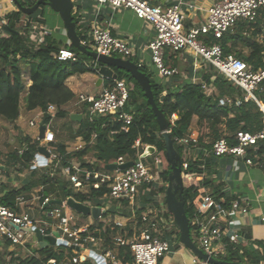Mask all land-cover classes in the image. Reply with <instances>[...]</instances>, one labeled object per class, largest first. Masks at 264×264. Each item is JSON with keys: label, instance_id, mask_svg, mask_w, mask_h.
<instances>
[{"label": "trees", "instance_id": "1", "mask_svg": "<svg viewBox=\"0 0 264 264\" xmlns=\"http://www.w3.org/2000/svg\"><path fill=\"white\" fill-rule=\"evenodd\" d=\"M24 6L31 7L34 2H25L19 0ZM41 8L33 15L28 16L30 23L22 25L21 21L24 14L21 11H15L7 15L8 23L4 26L7 37L0 38V120L5 119L10 122L16 121L20 117L21 102L27 111L37 109L45 113L43 124L46 126L51 121V115L48 114L50 106L58 109L57 117H66V112L62 107L74 99L75 94L66 85V81L75 75L86 73L97 74L99 63L93 58L82 54L71 43L67 44L66 40L53 33H46L44 42L37 45L29 35L30 24L38 22L46 24L45 9ZM76 23L77 34L81 40L83 35L80 29V19L77 15H73ZM264 24V12L258 19L256 24H240L233 31L224 35L219 41L224 49L225 54H234L236 57L243 59L253 70L264 68V41L262 43L256 41L261 33V27ZM210 41H215L210 38ZM88 49H91L87 46ZM61 49L70 50L78 56L76 61H61L55 55ZM249 50V55H245L242 51ZM177 53L167 50L165 54V64L168 66L167 59H173ZM30 68L31 85L28 86L23 77V68ZM170 67V66H168ZM171 66L170 68H172ZM211 68H213L211 66ZM140 71L146 73L151 79L152 91L157 106L164 112L170 122L172 116L177 115L178 120L171 123V134L174 139L183 138L187 135L194 117L198 118L200 127L199 141L203 148H211L210 142H214L220 138H226L230 143H235L234 135L238 131L260 132L264 130V113L260 106L253 100H246L245 93L223 75L215 72L216 79L213 82L215 92L207 94L202 84L186 83L178 90L165 89L163 84L153 79L151 74L139 67ZM118 75L117 80L107 79L104 86H110L117 81L124 80L127 85L132 84L130 89L129 101L125 107V111L133 115V122L128 130L123 129V123L113 119L112 116L97 117L91 122L83 124L85 147L77 152L68 154L65 146H58L57 152L62 157V164L69 165V159H83L86 155L92 154L94 161L92 163H83L82 166L92 171H101L105 169L107 164L115 163L120 157L127 160L136 159L137 147L136 142L140 140L141 145L154 146L157 152L152 156L156 159V154L163 153L165 155V142L159 131L156 116L148 104L140 85L127 72L115 68ZM209 74L205 77L207 83H211ZM166 92L164 95L163 93ZM25 94L24 97L22 95ZM259 102L264 108V82L260 89L256 92ZM225 100L222 105L221 101ZM95 135L93 142L92 136ZM39 147L38 142L28 144L27 149L20 156L15 154V159L20 162L23 168H31L32 161L35 158ZM177 151L183 154V147L175 143ZM257 154L259 162H264V142L258 148ZM210 168L209 161L205 170L198 169L191 164L190 172H197L199 176H203ZM171 167L164 170L160 174L164 186L158 187L157 184H146L144 188L152 189L154 186L158 189L156 195H165L169 182V173ZM90 194H72L68 183L58 174L55 176L44 175L42 184L50 186L51 190L61 189L64 196L73 195L74 199L87 206L100 205L99 200L105 194L109 193L106 185L98 188L93 186L95 180H92ZM210 181L205 178L200 186L186 187L184 191L185 209L190 221L194 219L195 210L193 201L198 194L201 186H208ZM32 185L25 186L21 189L7 190L2 196L0 195V203L10 208H16V200L19 196L27 194ZM156 189V190H157ZM48 190V189H47ZM46 190V192H48ZM47 193H45L46 195ZM216 195V193H214ZM218 196V195H217ZM149 201H152L151 198ZM155 206L163 209L166 208L165 200H158ZM141 212V211H140ZM166 217L172 214L166 210ZM141 213L139 214V217ZM140 220V219H139ZM141 221L137 227H141ZM102 235L106 238L105 246L114 250L117 249L119 259L125 264H131L133 257L129 247H118L113 244V237L116 234L123 236H132L133 229L127 226L121 229L118 226L99 224ZM178 233L179 230L175 225L172 226ZM94 227L89 230L93 232ZM247 241L244 244H233L228 250L227 256L224 258L227 262H239L250 264H264V241H251V235L244 231ZM172 231L163 233V239H167L172 235ZM191 237L195 244H198L199 232L195 226H191ZM9 246L12 243L6 240ZM20 248V246H18ZM29 252L21 253V250L6 252L0 254V264H49L50 260H56L58 264H64L73 261L76 255L73 249L68 246H59L57 248L49 246L41 248L27 245ZM9 257V259H8ZM80 264H89L85 261Z\"/></svg>", "mask_w": 264, "mask_h": 264}, {"label": "built area", "instance_id": "2", "mask_svg": "<svg viewBox=\"0 0 264 264\" xmlns=\"http://www.w3.org/2000/svg\"><path fill=\"white\" fill-rule=\"evenodd\" d=\"M34 2L35 0H28ZM99 6H108L112 12L120 9H129L135 16L151 24L156 35L149 43L152 63L161 78H169L177 74L176 69L165 64L167 50L176 53L190 51L194 57L210 66L223 75L233 85L245 93L246 100L255 101L264 113L256 92L264 82V68L253 70L243 59L234 54H225L219 42L224 35L233 31L240 24H256L264 12V0H217L208 10L206 21L198 27L186 30L185 16L179 7H162L154 4V0H95ZM7 25V24H5ZM46 33H51L45 25H31L29 34L35 38L37 45L42 44ZM4 27L0 26V38L7 37ZM84 38L81 44L89 46L92 50L105 56H115L123 59H131L134 52L128 41L114 37L109 30L94 23L89 29L84 30ZM213 38L215 41H210ZM61 61H76V53L61 49L55 55ZM130 87L127 83L117 81L113 85L105 86L97 96L80 95L76 106H85L87 115L91 121L97 117L112 116L118 122L123 123V129L133 122V115L125 111L129 101ZM225 100L221 101L223 105ZM55 106H50L49 111ZM35 124L31 122V126ZM47 143H53V133L45 132L42 139ZM235 143H230L226 138H220L210 142L211 148H203L200 145L199 136H185L176 138L175 143L183 147L182 177L186 187L196 185L199 180L197 172H190L191 164L200 170L207 167L208 158L234 157L242 159L249 166L259 158L257 151L264 142V130L260 132L238 131L234 135ZM138 149L136 159L127 160L120 157L115 164H123L133 161L134 165L125 170L97 172L87 168L68 167L66 173L70 181L76 187L92 185L98 188L106 185L109 189V197L117 201L134 202L139 189L150 183H157L160 179L161 160L155 159L154 167L147 165L142 158L140 140L136 142ZM196 151L197 154L193 155ZM200 152V154H199ZM34 168L48 166V160L42 155H37ZM24 198L17 199V207L24 204ZM49 199L43 205L49 203ZM195 210L191 226H195L199 232L198 246L210 257L225 261L228 250L233 244H244L247 236L244 230L237 225L238 216L249 213V203L241 198H226L217 196L204 189L198 191L193 201ZM71 210L66 201L49 212L51 223L36 221L25 212L17 211L0 203V237L10 241L13 245L25 246L30 234L41 231L43 236H55L57 241L66 242L73 251L79 252L87 245L96 242V238L87 229L76 228L74 217L68 213ZM167 207L160 214L146 212L136 221H141L142 232L139 238L116 237L113 242L118 247H129L133 264H160V260L171 251V244L163 239V233L170 231L174 225L173 217L164 214ZM140 219V220H139ZM43 226H42V225ZM119 225V224H118ZM34 247H39L37 240ZM64 246V245H57ZM102 264H122L118 255L108 250L100 257ZM80 259L75 257L73 261L64 264H79ZM49 264H58L56 260H50Z\"/></svg>", "mask_w": 264, "mask_h": 264}, {"label": "crops", "instance_id": "3", "mask_svg": "<svg viewBox=\"0 0 264 264\" xmlns=\"http://www.w3.org/2000/svg\"><path fill=\"white\" fill-rule=\"evenodd\" d=\"M30 2L28 0H23ZM74 10L73 15H77L80 19V29L82 35L84 30L89 29L94 23L99 24L103 28L110 31V33L117 38L126 40L129 42L134 55L130 60L135 62L139 67L144 68L148 74H151L153 79L163 84L164 88L170 90H178L186 83L202 84L207 94L215 92L213 82L216 79L215 69L210 65L196 59L190 51H184L177 53L173 59H167L168 66H173L176 69L177 74L169 78H161L158 76L157 71L152 63L151 53L148 49L149 43L156 35L154 27L148 22L141 20L135 16V14L129 9H120L116 12H112L108 6H99L95 0H73ZM217 0H154V4L161 5L162 7L177 6L185 16V28L190 30L203 24L208 16V10ZM18 11V8L12 0H0V26L4 27L8 23L7 15ZM45 18L50 17L51 24L46 20V24H40L38 22L32 23L33 25H45L50 29V32L58 36L63 37L66 43H71L67 37L66 28L59 16V14L53 12L49 7L45 9ZM22 25L30 23L28 15H24L21 21ZM30 24V26L32 25ZM31 39L35 42V38L29 34ZM83 39L84 36H83ZM99 69V68H98ZM114 72L115 68H113ZM209 74H213L211 77V83L205 81V77ZM100 75L94 73H86L82 75H75L70 77L66 81V85L75 94L74 99L62 107V110L66 112V117H57L58 109L49 111L51 115V121L48 125L43 124L45 113L40 110L27 111L25 105L21 104L20 117L10 122L5 119L0 120V162L4 164L0 165V170L5 174L8 173L9 177L0 176V195L2 196L7 190L21 189L25 186L32 185V189L24 195L19 197L24 198V204L21 207H17L16 210L20 212L28 213L32 219L36 221H43L51 223L54 220L45 213H48L59 206L51 204L52 201L65 202L69 198H73V195L66 197L61 189L52 191L50 186H44L43 176L59 175L65 180L72 194H90L91 185H83L82 187H76L71 181L69 175L66 173L68 167H80L83 163H92L94 157L92 154L86 155L83 159L71 158L69 159V165L62 168V157L57 152L58 146H65L68 154H72L83 149L86 145L83 136V124L91 122L87 115L85 106H76L77 99L80 95L97 96L103 89L105 80L102 83H98ZM27 85H31L30 75ZM132 89V85H128ZM164 95L166 92L163 93ZM32 114H36L32 116ZM81 116V120L73 119V116ZM174 116L177 119H174ZM172 124L178 120V116L175 114L172 116ZM31 122L35 125L31 126ZM26 124L30 127H37L40 124V128L36 136H32L25 129ZM41 128H45V132L53 133L55 140L53 143H47L40 138ZM199 124L198 118L194 117L192 125L186 136H199ZM96 136H92L93 142ZM34 142L39 143L40 146L47 148L49 157L44 156L48 160V166L34 168H23L18 160L15 159V154L22 155L27 149L28 144ZM145 149L147 145H145ZM142 150V154L144 150ZM197 152L194 151L193 155ZM200 154V152H199ZM38 150L35 154V158L32 161L34 164L37 159ZM152 157V156H150ZM149 158V157H148ZM234 158V157H230ZM147 159V158H146ZM219 158H208L207 162L210 163V168L203 176L199 177L196 181V185L200 186L202 181L207 178L210 181L208 186H201L200 189H204L211 193H216L218 196H224L226 198H241L243 201L249 203V213L245 216H238L237 225L247 231L251 235V241H264V162H259V158L254 159L253 165L249 166L242 159L234 158L232 165H223ZM14 165V172L7 170L6 164ZM242 163V166H240ZM244 165V166H243ZM58 167L59 172H58ZM88 169V168H87ZM107 171V169L101 170V172ZM109 171V170H108ZM19 180V181H18ZM96 188V187H95ZM48 189V190H47ZM142 186L136 196L135 201H117L109 197V194H105L99 200L100 205H93L101 208V216L98 219H94L92 216H84L73 210H69L68 213L74 217V225L76 228L87 229L88 232L96 238V242L87 245L83 250L74 252L76 257L80 259V263L88 261L89 264H102L100 257L108 250H112L105 246L106 238L102 235H95L101 233L99 224L104 225H116L121 229H126L130 226L133 229L132 236L127 237L121 234H116L112 240L118 236L126 238H139L142 232V228L137 227V220L139 214L146 212H152L154 214L162 211V205L160 207L155 206L153 191ZM46 190L48 192H46ZM45 193H47L45 195ZM159 196V195H158ZM18 197V198H19ZM17 198V199H18ZM151 198L152 201H149ZM49 199V203L46 205L44 201ZM17 202V200H16ZM141 211V212H140ZM119 224V225H118ZM42 225V224H41ZM43 226V225H42ZM90 227H94L93 232L89 230ZM172 235L167 238L171 244V251L166 254L161 260L160 264H210L200 259L192 250L181 244L177 231L173 228L170 229ZM37 240V234H30L28 236V242L24 248V253L29 252L28 244L33 245ZM194 242V241H193ZM195 243V242H194ZM114 244V242H113ZM198 246V244H197ZM59 247V246H52ZM199 247V246H198ZM35 248V247H34ZM17 245L9 246L6 240L0 237V254L10 253L18 250ZM114 251V250H112ZM117 254V249L114 251ZM70 262V261H69ZM122 262V261H121ZM122 264H125L122 262ZM133 264V262L131 263Z\"/></svg>", "mask_w": 264, "mask_h": 264}, {"label": "water", "instance_id": "4", "mask_svg": "<svg viewBox=\"0 0 264 264\" xmlns=\"http://www.w3.org/2000/svg\"><path fill=\"white\" fill-rule=\"evenodd\" d=\"M19 11L25 15H33L41 6L49 7L53 12L59 14L67 31V37L71 44L75 46L82 54H85L99 63L98 74L100 75L99 84L105 79L117 80L118 75L114 72L113 68L129 73L135 81L140 85L147 99L148 104L151 106L159 126V131L165 142V156L171 167L169 173V182L165 193V204L167 210L172 214L174 225L180 233L179 240L182 245L192 250L200 259L210 264H250L239 262H227L216 260L209 255L205 254L194 242L191 237V222L188 218L185 209L184 191L185 184L182 177V156L175 147V139L171 134V122L168 120L164 112L157 106L151 85L150 77L140 71L139 66L130 59H123L115 56H105L95 50L88 49L81 44V39L77 34L76 23L73 20L74 1L73 0H37L31 6H24L19 0H12ZM73 119L80 121L81 116H73ZM45 136V128H41L40 138ZM157 152L156 147L147 146L142 154V158L146 159L153 156ZM38 154L49 157V152L46 147H38ZM134 165L133 161L125 162L123 164H107L105 169L109 171L125 170ZM62 201H52L51 204L61 205ZM68 207L84 216H92L98 219L101 216V208L97 206H87L73 198L66 201ZM37 239L40 247H49L64 245L69 246L66 242L57 241L55 236H43L41 231H37ZM79 250V248H75Z\"/></svg>", "mask_w": 264, "mask_h": 264}, {"label": "rangeland", "instance_id": "5", "mask_svg": "<svg viewBox=\"0 0 264 264\" xmlns=\"http://www.w3.org/2000/svg\"><path fill=\"white\" fill-rule=\"evenodd\" d=\"M25 15V14H24ZM46 20L48 21V23H52L51 22V20H50V17H46ZM256 41H258V42H260V43H262L263 41H264V24H262V27H261V33H260V35L256 38ZM245 55H249V53H250V51L249 50H243L242 51ZM29 74H30V68L28 67V66H24V68H23V77H24V80H25V82H26V84H27V82H28V78H29ZM132 85V84H131ZM132 88H133V85H132ZM25 96V94H23L22 95V97H24ZM23 103H24V101L22 100V102H21V104L23 105ZM36 114H32V116H35ZM173 119V118H172ZM39 128H40V124H39V126H37V127H30L28 124H26V126H25V129H27L28 130V133L30 134V135H32V136H36L37 135V133H38V130H39ZM199 133H200V130H199ZM183 156H184V152H183V154H182ZM156 158H158L159 160H161V171L163 172L164 170H166V169H168V165H169V163H168V161H167V159H166V156L163 154V153H158V154H156ZM218 161H220L224 166L225 165H232L233 164V161H234V158H230V157H222V158H219V160ZM5 163V161L4 162H0V165L1 164H4ZM145 163L147 164V165H149V166H151L152 168L154 167V163H155V158L154 157H149V158H147V159H145ZM6 166H7V170L8 171H10V172H14V170H17V169H13V167H14V165H10V163H7L6 164ZM60 166L63 168L64 166L62 165V163L60 164ZM240 166H242V163H240ZM244 166V165H243ZM59 167H58V172H59ZM6 176V177H9V174L8 173H4L2 170H0V176ZM19 181V180H18ZM157 184V186L158 187H160V186H164L165 184L163 183V181H162V179H159V181L156 183ZM168 186V185H167ZM157 187V188H158ZM156 188V187H155ZM156 188V189H157ZM154 190L153 191V195H156V192L158 191V189L157 190ZM165 200V195H160V196H158V194H157V196H155L154 197V203L156 202V201H158V200ZM49 214L48 213H45V216H48ZM20 250H21V253H24L25 251H24V248L22 249V248H19ZM8 259H9V257H8Z\"/></svg>", "mask_w": 264, "mask_h": 264}, {"label": "bare ground", "instance_id": "6", "mask_svg": "<svg viewBox=\"0 0 264 264\" xmlns=\"http://www.w3.org/2000/svg\"><path fill=\"white\" fill-rule=\"evenodd\" d=\"M264 109V108H263ZM174 119H177V117L176 116H174Z\"/></svg>", "mask_w": 264, "mask_h": 264}]
</instances>
